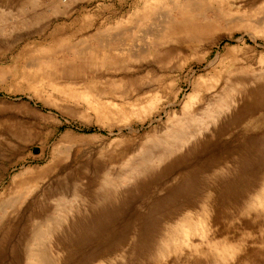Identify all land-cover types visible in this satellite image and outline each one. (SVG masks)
<instances>
[{"label":"rangeland","instance_id":"rangeland-1","mask_svg":"<svg viewBox=\"0 0 264 264\" xmlns=\"http://www.w3.org/2000/svg\"><path fill=\"white\" fill-rule=\"evenodd\" d=\"M0 264H264V0H0Z\"/></svg>","mask_w":264,"mask_h":264}]
</instances>
